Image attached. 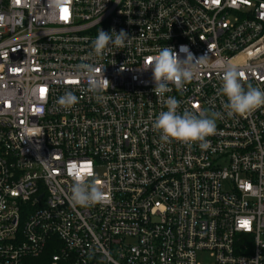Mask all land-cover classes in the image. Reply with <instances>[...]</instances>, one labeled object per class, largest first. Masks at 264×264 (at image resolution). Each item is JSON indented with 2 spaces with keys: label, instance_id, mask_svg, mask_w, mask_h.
Masks as SVG:
<instances>
[{
  "label": "built area",
  "instance_id": "obj_1",
  "mask_svg": "<svg viewBox=\"0 0 264 264\" xmlns=\"http://www.w3.org/2000/svg\"><path fill=\"white\" fill-rule=\"evenodd\" d=\"M46 4L0 0V264L45 249L48 264H264V107L228 117L219 94L225 64L264 89V0H68L67 20ZM100 29L130 39L90 57ZM182 45L206 64L163 99L221 113L207 150L161 147L152 128L167 109L145 68ZM89 61L111 84L102 101L75 73ZM87 173L106 198L74 208Z\"/></svg>",
  "mask_w": 264,
  "mask_h": 264
},
{
  "label": "clouds",
  "instance_id": "obj_2",
  "mask_svg": "<svg viewBox=\"0 0 264 264\" xmlns=\"http://www.w3.org/2000/svg\"><path fill=\"white\" fill-rule=\"evenodd\" d=\"M40 2V0H37ZM68 0H47L46 6L57 15H61V9L65 8ZM130 39L128 33L121 29L118 33L115 29L105 32L100 29L97 36L91 40L90 57L102 59L112 47L123 49ZM180 52L184 53L183 59L172 47H163L152 57L149 68L152 71L154 82L153 92L161 99L166 111H160L155 117L152 128L159 134L161 147L172 142L192 146L196 145L201 150L210 148L208 137L216 134V121L221 113L202 111L198 114L180 109V101L174 96L163 99L166 93L172 91L174 86L178 91L184 85L190 83L198 68L206 64L207 55L196 58L188 49L182 45ZM103 69L94 62H81L75 68L78 77L86 81L87 91L97 101L104 99L103 92L109 87L110 81L105 78ZM102 73V75H101ZM221 86L219 94L226 98L223 104L224 113L228 117H245L255 110L264 107V89L254 87L252 84L242 83L244 77L241 70L230 64L222 66ZM79 98L72 90H66L56 100L58 109L71 110ZM40 160V157H37ZM104 191L96 184L92 173L73 176V184L70 189L69 203L74 208H88L101 204L105 200ZM2 207V205H0ZM107 261L109 257H104ZM110 264V262H109Z\"/></svg>",
  "mask_w": 264,
  "mask_h": 264
},
{
  "label": "trees",
  "instance_id": "obj_3",
  "mask_svg": "<svg viewBox=\"0 0 264 264\" xmlns=\"http://www.w3.org/2000/svg\"><path fill=\"white\" fill-rule=\"evenodd\" d=\"M53 251L45 249L44 252L37 258H26L25 264H48L50 255Z\"/></svg>",
  "mask_w": 264,
  "mask_h": 264
},
{
  "label": "snow or ice",
  "instance_id": "obj_4",
  "mask_svg": "<svg viewBox=\"0 0 264 264\" xmlns=\"http://www.w3.org/2000/svg\"><path fill=\"white\" fill-rule=\"evenodd\" d=\"M60 18L63 19V20H67L68 19V9L66 7L61 9V16H60ZM41 91L43 93V89ZM243 223H244L245 226H247V221H245Z\"/></svg>",
  "mask_w": 264,
  "mask_h": 264
}]
</instances>
